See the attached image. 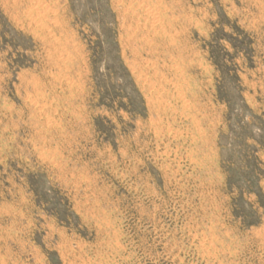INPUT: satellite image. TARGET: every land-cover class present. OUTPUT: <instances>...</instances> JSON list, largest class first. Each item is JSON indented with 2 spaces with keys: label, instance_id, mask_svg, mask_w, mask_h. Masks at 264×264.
<instances>
[{
  "label": "rangeland",
  "instance_id": "374dc122",
  "mask_svg": "<svg viewBox=\"0 0 264 264\" xmlns=\"http://www.w3.org/2000/svg\"><path fill=\"white\" fill-rule=\"evenodd\" d=\"M0 264H264V0H0Z\"/></svg>",
  "mask_w": 264,
  "mask_h": 264
}]
</instances>
